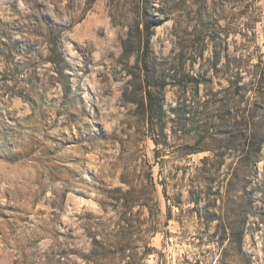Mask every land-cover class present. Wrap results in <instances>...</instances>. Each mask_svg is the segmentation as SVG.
Masks as SVG:
<instances>
[{
	"label": "rangeland",
	"instance_id": "rangeland-1",
	"mask_svg": "<svg viewBox=\"0 0 264 264\" xmlns=\"http://www.w3.org/2000/svg\"><path fill=\"white\" fill-rule=\"evenodd\" d=\"M0 264H264V0H0Z\"/></svg>",
	"mask_w": 264,
	"mask_h": 264
},
{
	"label": "trees",
	"instance_id": "trees-1",
	"mask_svg": "<svg viewBox=\"0 0 264 264\" xmlns=\"http://www.w3.org/2000/svg\"><path fill=\"white\" fill-rule=\"evenodd\" d=\"M148 40V38H147ZM59 39L58 38H53L51 41H50V44H49V48H48V58H47V61L49 63H51L52 65L54 66H59L61 67L60 69V72H62L66 67H68V63L66 61V58L64 56V54L62 53L61 49H60V43H59ZM172 73H173V70H172ZM177 74V73H176ZM146 105L148 106V109H147V113H146V122H147V126H148V129L150 130V132L152 133L151 136H155L158 135V134H161L162 131H163V128L162 125L161 127H159V133H156L158 132V126L157 124H154L153 123V120L156 119V121L160 120L162 121V118H158V117H155V114L159 113L162 115V106L157 104V105H154L153 103V98H152V95L150 93V91H148L146 93ZM155 106V108H154ZM183 107V108H182ZM213 108H217L218 111H220V108L221 107H224V105H221V103H213L212 105ZM156 108H158L156 110ZM174 118L176 119H173L171 120L172 123L174 124H179L181 123V125H185L186 123L189 124V123H194V119L196 118H199V119H204L205 118V122L203 125L206 126V124H208V126L211 125V123H209L210 121H206L209 120V117H205L206 114L205 113H200V114H196L194 115V113L190 110V109H187V106H180V108L178 109H172L171 110ZM184 115H192V118L190 119H181L182 116ZM180 116V117H179ZM198 122V121H197ZM196 122V123H197ZM212 122V121H211ZM165 126V125H164ZM214 128V127H213ZM213 130V129H211ZM152 142L153 144L158 147V141L153 139L152 137ZM157 158V156H154V159ZM130 218L127 217V211H120L118 212V223H117V226L118 228L120 229V231H123L124 232V236L126 237V231H127V228L131 225L132 222H130L129 220ZM138 224H140L138 222ZM157 219L155 217H152V222H151V225L150 227L148 228V232L153 234V233H156V228H157ZM132 226V225H131ZM121 238V239H113L112 243V247L114 248V250L117 252L119 250L120 253H124V247H122V242H124V238ZM124 239V240H123Z\"/></svg>",
	"mask_w": 264,
	"mask_h": 264
}]
</instances>
